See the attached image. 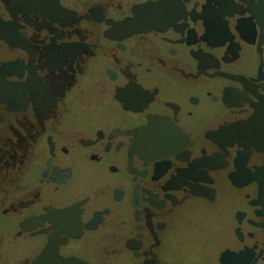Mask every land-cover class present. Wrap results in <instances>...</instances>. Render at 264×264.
I'll return each mask as SVG.
<instances>
[{
    "label": "flooded vegetation",
    "instance_id": "1",
    "mask_svg": "<svg viewBox=\"0 0 264 264\" xmlns=\"http://www.w3.org/2000/svg\"><path fill=\"white\" fill-rule=\"evenodd\" d=\"M0 264H264V0H0Z\"/></svg>",
    "mask_w": 264,
    "mask_h": 264
}]
</instances>
